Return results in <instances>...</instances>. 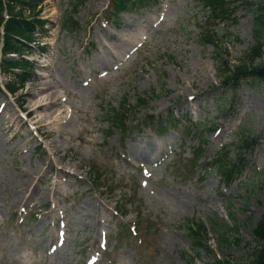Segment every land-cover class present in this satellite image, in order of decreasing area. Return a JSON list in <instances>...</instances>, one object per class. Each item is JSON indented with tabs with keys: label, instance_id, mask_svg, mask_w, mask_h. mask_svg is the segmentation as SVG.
<instances>
[{
	"label": "rangeland",
	"instance_id": "1",
	"mask_svg": "<svg viewBox=\"0 0 264 264\" xmlns=\"http://www.w3.org/2000/svg\"><path fill=\"white\" fill-rule=\"evenodd\" d=\"M79 1L43 2V53L31 44V77L0 95V264H237L264 211V81L219 75L255 44L264 0H226L227 19L206 23L205 0ZM93 45L120 58L104 69ZM44 84L57 104L35 111ZM123 104L131 112L114 123ZM144 142L158 146L151 160L130 154ZM225 153L241 154L233 183L215 165ZM199 222L205 247L188 231ZM219 227L240 245L220 249Z\"/></svg>",
	"mask_w": 264,
	"mask_h": 264
},
{
	"label": "trees",
	"instance_id": "2",
	"mask_svg": "<svg viewBox=\"0 0 264 264\" xmlns=\"http://www.w3.org/2000/svg\"><path fill=\"white\" fill-rule=\"evenodd\" d=\"M45 0H0V74L7 77L3 87L15 95L19 89L29 80L33 71V64L26 57L27 54L32 52L31 44L37 45L38 50L43 53L44 48L40 46L39 40L35 37L39 31L44 33V26L49 25V20L39 17V11ZM205 9L201 16V19L206 23L210 16L214 14V21H222L227 16V10L229 3L225 0H205ZM238 1V0H235ZM85 0H80L79 3L74 4L75 10L78 6H81ZM128 0H111L112 6L116 10L123 8V5ZM264 9V8H263ZM222 16V19L221 17ZM67 21L69 17L66 15ZM227 19V18H225ZM62 30L69 31L66 26L61 27ZM198 29H202L198 27ZM253 39L255 44L245 54V56L239 60V64L234 66V71L231 70L227 61H221L222 72L219 75L220 80L224 84L232 83L234 86L240 85V82L244 81L248 77H255L256 79L264 81V68L253 66L257 59H260L263 54L264 44V13H260L256 17V24L253 30ZM215 35H208V42L213 43ZM3 94L2 86L0 84V95ZM143 101V100H142ZM141 105V104H139ZM131 112L129 106L122 105L119 112H115L111 115V119L114 123L124 122L119 117ZM250 143V138L246 136L239 137V151L246 150V147ZM203 143L201 142L200 145ZM200 147V146H199ZM200 150V148H198ZM192 157L198 156L197 150L190 151ZM241 154L238 153L236 159L233 161L228 157V153L224 154L217 166L218 172L224 182H235L238 177H242V171L237 175H233L234 164L240 161ZM95 175L91 172V177ZM96 179V178H94ZM221 233L218 234L216 242L220 249L228 248L231 244L235 247L239 246L241 240L237 237L231 242L226 236L227 229L219 227ZM188 231L194 239L195 246H202V241L206 240L207 231L201 222L195 223L194 226L188 227ZM255 239V247L251 248L240 259L237 264H264V211L261 217L256 222L255 228L252 231ZM208 251V247H206ZM245 258V259H243Z\"/></svg>",
	"mask_w": 264,
	"mask_h": 264
},
{
	"label": "bare ground",
	"instance_id": "3",
	"mask_svg": "<svg viewBox=\"0 0 264 264\" xmlns=\"http://www.w3.org/2000/svg\"><path fill=\"white\" fill-rule=\"evenodd\" d=\"M118 26H115V28L117 30H119L120 32H122L123 30H127L126 28L129 26L128 24L126 25V22H121L118 21L117 23ZM126 25V26H125ZM129 35H132L129 31H127ZM111 38H113V40H117L118 42L122 43L123 40L116 36V35H112ZM104 40V38H103ZM93 50L95 51V54L97 55L99 62L102 66V68L104 69H108L109 67H111L112 65V60H117L119 59V55L117 54H111V53H106L103 46H100L99 48H97L95 45H93ZM50 87H48L46 84L41 85V87L38 90V93H42L40 95L44 96L42 101H39L35 104V111H39V110H44L47 109L51 106H55L57 104V100H55V94H48V90ZM57 113H52L49 117L48 120L50 121H56L57 119ZM59 115V113H58ZM70 120V119H69ZM68 125L71 124V122L67 121L66 122ZM143 147L142 150H136L134 149L130 154L137 158L140 159L142 161L144 160H151L150 157V152L155 150L156 148H158L157 145H153V144H149V143H143ZM63 174H65L63 171H61ZM63 174H56L55 175V179H56V184L59 187H62L64 185V183L62 184L60 181L62 180L63 177H66ZM41 177L44 179V182L47 180L46 177H44V175H41ZM69 177V176H68ZM70 178V177H69ZM23 191V193H27V187L24 189H20V191L18 190L17 193L18 195ZM31 198V196H29ZM20 199V198H18ZM27 199V198H26ZM29 201V198L26 200V202Z\"/></svg>",
	"mask_w": 264,
	"mask_h": 264
}]
</instances>
